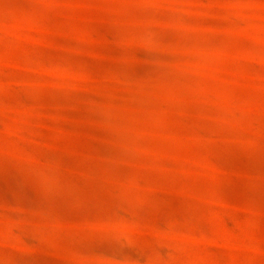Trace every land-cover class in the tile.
I'll list each match as a JSON object with an SVG mask.
<instances>
[{
  "label": "rangeland",
  "instance_id": "rangeland-1",
  "mask_svg": "<svg viewBox=\"0 0 264 264\" xmlns=\"http://www.w3.org/2000/svg\"><path fill=\"white\" fill-rule=\"evenodd\" d=\"M0 264H264V0H0Z\"/></svg>",
  "mask_w": 264,
  "mask_h": 264
}]
</instances>
